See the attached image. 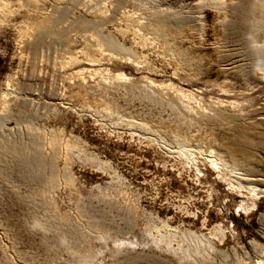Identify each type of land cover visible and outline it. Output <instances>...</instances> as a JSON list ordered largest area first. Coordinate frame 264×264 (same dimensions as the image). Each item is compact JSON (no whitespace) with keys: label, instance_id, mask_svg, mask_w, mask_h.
Here are the masks:
<instances>
[{"label":"rangeland","instance_id":"374dc122","mask_svg":"<svg viewBox=\"0 0 264 264\" xmlns=\"http://www.w3.org/2000/svg\"><path fill=\"white\" fill-rule=\"evenodd\" d=\"M5 1L0 264H264V0Z\"/></svg>","mask_w":264,"mask_h":264},{"label":"bare ground","instance_id":"6f19581e","mask_svg":"<svg viewBox=\"0 0 264 264\" xmlns=\"http://www.w3.org/2000/svg\"><path fill=\"white\" fill-rule=\"evenodd\" d=\"M0 3H1V12H3L4 10H5V7L7 6V2L5 1V0H0ZM90 71V70H89ZM118 78V77H117ZM121 79V78H120ZM122 81V80H121ZM189 154V153H188ZM192 154V153H191ZM191 156V155H190ZM205 160H207L210 164H211V166H212V168L215 170V171H217V173L218 174H220L221 175V178H222V180H224V181H228L231 185H234V183H237V184H239L240 186L242 185V182L243 181H245V180H248L247 182H246V184H248L249 185V190L251 189L253 192L252 193H254V194H257L255 191H254V189L253 188H256L257 187V185H255V184H257V182L258 181H260V179H253V181L251 182V180H249L248 178H245V174H243V173H240V172H233V171H235V170H237L236 169V167H235V165L233 164V165H229V163L227 162V160L225 159V157L223 156V155H216L215 153H212V152H210L209 154H207L206 156H205ZM204 160V161H205ZM190 161H193L194 163L193 164H196V165H198L197 164V161H196V157H192L191 159H190ZM199 166V165H198ZM197 166V167H198ZM232 170V171H231ZM200 171V170H199ZM248 174V173H247ZM247 185V186H248ZM243 188V187H242ZM246 188V187H245ZM239 190H240V188H239ZM244 191V190H243ZM245 206V205H244ZM184 235H185V237H188V238H191V237H195V238H197V237H199V238H201V236H203V235H197V234H195V233H191V232H189V231H186V232H184ZM198 238V239H199ZM210 240H208V247L210 246V247H215L213 244H211V242H209Z\"/></svg>","mask_w":264,"mask_h":264}]
</instances>
